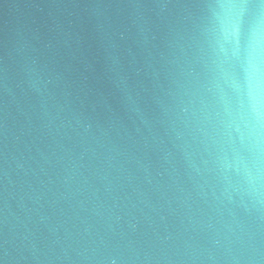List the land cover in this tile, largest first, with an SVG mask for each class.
I'll return each mask as SVG.
<instances>
[{
  "label": "water",
  "instance_id": "1",
  "mask_svg": "<svg viewBox=\"0 0 264 264\" xmlns=\"http://www.w3.org/2000/svg\"><path fill=\"white\" fill-rule=\"evenodd\" d=\"M0 264H264V0H0Z\"/></svg>",
  "mask_w": 264,
  "mask_h": 264
},
{
  "label": "clouds",
  "instance_id": "2",
  "mask_svg": "<svg viewBox=\"0 0 264 264\" xmlns=\"http://www.w3.org/2000/svg\"><path fill=\"white\" fill-rule=\"evenodd\" d=\"M236 33H237V29L234 28L233 29V35H236ZM252 72H253V74H256L258 72V69L255 66H253Z\"/></svg>",
  "mask_w": 264,
  "mask_h": 264
}]
</instances>
